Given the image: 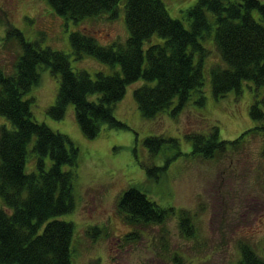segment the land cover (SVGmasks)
<instances>
[{"label":"rangeland","instance_id":"1","mask_svg":"<svg viewBox=\"0 0 264 264\" xmlns=\"http://www.w3.org/2000/svg\"><path fill=\"white\" fill-rule=\"evenodd\" d=\"M162 1L170 16L189 28L185 12L197 0ZM124 2L117 4L114 19L104 14L74 21L59 16L46 0H0V68L6 75L15 72V63L23 53L19 41L22 37L40 48L65 52L73 70L84 69L92 76L99 71H120L118 65L111 67L86 53L77 59L70 34L86 32L100 45L124 43L129 35ZM253 15L259 18L256 11ZM10 26L20 34L8 37ZM213 35L214 29L200 39L209 54V45L215 47ZM162 41L154 35L143 49ZM208 58L203 69V102L200 93H193L183 109H176L175 98L163 112L145 118L133 91L154 82L140 78L127 85L123 98L112 105L113 115L127 128L102 124L99 134L92 139L83 134L72 104L67 106L62 119L47 113L55 101L59 77L48 66L38 65L39 80L23 99L30 100L35 120L66 134L77 149L76 164L63 166L75 173L74 208L57 217L73 223L71 264H88L94 259H99L100 264H236L241 242L264 258V137L260 133L247 134L239 142L238 150L229 146L228 153L217 159L190 154L192 142L188 138L192 133L207 134L216 126L220 139L233 140L257 125L249 109L257 102L264 111V84L245 80L239 95L230 91L215 98L209 70L213 62ZM210 60L218 61L214 52ZM220 63L217 64L225 67L223 61ZM97 97L89 95L90 100ZM0 125L10 128L11 122L0 115ZM151 136L164 139L155 155L154 145L144 142ZM33 141L34 138L28 149ZM177 151L182 154L172 159ZM35 156L29 151L25 172L36 170ZM44 161L47 169L51 160L46 157ZM151 166L160 169L148 175L146 168ZM130 187H138L149 200L166 208V218L160 223L129 222L119 210L118 200ZM182 212L191 217L189 234L179 224Z\"/></svg>","mask_w":264,"mask_h":264},{"label":"trees","instance_id":"2","mask_svg":"<svg viewBox=\"0 0 264 264\" xmlns=\"http://www.w3.org/2000/svg\"><path fill=\"white\" fill-rule=\"evenodd\" d=\"M46 1L59 16L78 21L104 14L114 19L121 0ZM124 1L129 33L124 43L100 45L86 32L70 34L77 59L86 53L111 67L118 65L120 71L111 74L99 71L92 76L84 69L73 70L65 52L40 48L22 37L19 41L23 53L15 63V72L6 75L0 68V115L11 122L10 128L0 125V264H71L73 223L57 217L74 208L75 173L64 170L63 166L76 164L77 149L66 134L35 120L30 100L23 99L39 80V64L48 66L59 77L55 101L47 113L54 119H62L67 106L72 104L77 123L91 139L99 134L102 124L127 128L113 115L112 105L123 98L127 85L140 78L154 82L133 91L143 117L157 116L175 98L176 109H183L193 93H202L208 56L213 62L209 70L215 98L230 91L239 95L245 80L264 84V2L261 0H197L185 12L189 28L170 16L162 0ZM253 11L258 13V19ZM212 29L216 48L210 44L209 54L200 39ZM6 33L8 37L20 34L12 26ZM154 35L163 41L151 43L144 50V44ZM213 52L218 58L216 62L210 60ZM221 61L225 67L219 65ZM92 94L98 95L96 100L89 99ZM203 100L201 94L200 101ZM249 114L258 124L233 140L220 139L216 126L207 134L192 133L188 137L192 142L190 154L217 159L228 153L229 146L238 150L239 142L247 134L260 133L264 137V111L257 102L250 106ZM144 142L154 145L155 155L164 139L151 136ZM29 151L36 155V170L25 172ZM179 154L182 152H175L172 159ZM46 157L51 160L47 169ZM146 169L151 175L160 167ZM118 208L131 223H160L167 216V209L149 200L138 187H130L123 193ZM189 218L185 212L180 215L179 224L186 234L192 232ZM239 250L236 264H264V258L248 244L239 243ZM88 264H100V261L94 259Z\"/></svg>","mask_w":264,"mask_h":264}]
</instances>
